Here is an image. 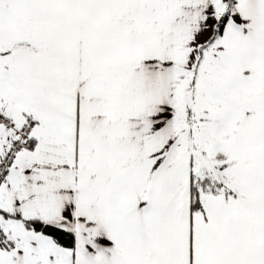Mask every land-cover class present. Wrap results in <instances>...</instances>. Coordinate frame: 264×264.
<instances>
[{
	"label": "snow or ice",
	"instance_id": "1",
	"mask_svg": "<svg viewBox=\"0 0 264 264\" xmlns=\"http://www.w3.org/2000/svg\"><path fill=\"white\" fill-rule=\"evenodd\" d=\"M0 264H264V0H0Z\"/></svg>",
	"mask_w": 264,
	"mask_h": 264
}]
</instances>
